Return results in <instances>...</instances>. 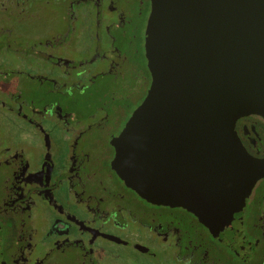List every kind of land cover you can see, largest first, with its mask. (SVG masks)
I'll return each instance as SVG.
<instances>
[{"label": "flooded vegetation", "instance_id": "1", "mask_svg": "<svg viewBox=\"0 0 264 264\" xmlns=\"http://www.w3.org/2000/svg\"><path fill=\"white\" fill-rule=\"evenodd\" d=\"M151 11V0H0L2 264H264V178L238 255L194 212L119 175V139L152 84ZM236 130L264 158V118Z\"/></svg>", "mask_w": 264, "mask_h": 264}, {"label": "water", "instance_id": "2", "mask_svg": "<svg viewBox=\"0 0 264 264\" xmlns=\"http://www.w3.org/2000/svg\"><path fill=\"white\" fill-rule=\"evenodd\" d=\"M151 1L152 84L116 168L141 197L188 208L239 255L246 202L264 178V158L236 130L244 116L264 118V0Z\"/></svg>", "mask_w": 264, "mask_h": 264}]
</instances>
